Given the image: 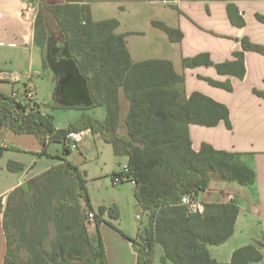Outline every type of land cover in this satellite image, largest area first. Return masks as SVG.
I'll use <instances>...</instances> for the list:
<instances>
[{
	"label": "trees",
	"instance_id": "16d2710c",
	"mask_svg": "<svg viewBox=\"0 0 264 264\" xmlns=\"http://www.w3.org/2000/svg\"><path fill=\"white\" fill-rule=\"evenodd\" d=\"M43 9L61 38L59 45L66 46L80 76L87 81L93 107L105 106L107 116L99 121L83 115L66 129H56L50 114H43L22 97L14 99L0 91V137L3 131L35 136L42 144L41 155H46L50 143L64 146L62 156L56 157L58 165L15 188L5 200L0 198L7 244L3 264H108L100 225L106 214L111 220L119 219V211L115 205L99 206L95 211L83 174L68 160L71 148L65 138L71 132L85 130L109 144L115 157L127 159V172L119 171L112 178L133 182L135 200L148 214V226L137 239L121 233L137 253L136 264H152L156 244L163 249L162 263L219 264L211 258L208 247L221 245L233 235L239 213L236 203L204 204L203 213L189 214L181 199L204 192L212 176L241 186L254 184L255 173L241 161V155L215 150L205 143L198 152L192 149L189 125L215 127L223 122L231 129L228 108L201 93L187 97L184 76L174 71L170 61L134 63L125 36L115 34L119 23L93 21L90 7L83 0H64L46 7L42 2L36 18ZM234 11L228 8L231 21L244 26L243 19L234 20ZM256 19L264 24V16L256 15ZM41 23L39 17L37 27ZM43 25L40 36L35 32L40 49L49 32V21L45 19ZM153 26L164 31L171 42L181 41L179 30L160 22H153ZM247 51L264 56L262 46L243 39L241 51L234 53L232 61L213 64L207 54H201L184 59L182 65L212 66L220 75L243 79ZM43 66L48 67L45 60ZM205 80L232 91L230 82ZM254 92L264 98V93ZM121 95L128 103L126 135L118 132ZM4 151L0 142V158ZM7 169L14 173L23 168L9 162ZM87 212L95 214V243L88 233ZM262 249L261 243L237 249L230 264L259 263Z\"/></svg>",
	"mask_w": 264,
	"mask_h": 264
},
{
	"label": "crops",
	"instance_id": "0c3cea01",
	"mask_svg": "<svg viewBox=\"0 0 264 264\" xmlns=\"http://www.w3.org/2000/svg\"><path fill=\"white\" fill-rule=\"evenodd\" d=\"M38 1L41 4L46 0H33ZM162 1L164 0H83L90 7L93 21L116 20L119 23L115 34L125 36L126 48L134 63L147 60L170 61L174 71L184 76L187 97L195 92L201 93L228 108L231 129L220 122L215 127L190 124L188 130L195 152H198L205 143L215 150L239 154L241 161L255 173V182L250 186H241L236 182L212 176L208 188L198 195V201L203 205L227 204L234 201L238 207L239 213L233 235L221 245L208 247L211 258L217 263L230 264L231 257L237 249L254 243L264 245V98L254 92L264 93V56L252 51L244 53L243 79L220 75L212 66L184 68L182 61L201 54H207L213 64L232 61L234 53L241 51L243 39L264 48V24L256 19V15L264 16V0H167L165 3ZM63 2L64 0L60 4ZM27 3L28 0H0V91L10 94L17 88L32 84L38 98L34 79L44 76L46 69L43 67L41 50L35 43V20L32 16H23L22 13ZM229 7L235 9L234 20L243 19L244 26L239 27L231 21ZM153 22H160L169 28L179 30L182 34L181 41L171 42L164 31L153 26ZM205 79L219 83L230 82L232 91L212 86ZM51 84L54 87V78L51 79ZM121 96L118 132L120 135H126L124 122L128 107L122 112L123 101L126 103L127 101ZM60 106L70 111L83 112L96 108ZM40 109L43 114H49L48 108ZM106 116L107 113L105 114L102 109L96 117L105 120ZM9 132L3 131L0 137L1 145L6 148L0 158V198L3 200L15 188L27 185L32 178L60 163L54 158L55 162H43L41 169H37L42 161L41 157L45 156L41 155L42 149L11 145L5 140ZM85 132L81 143L90 135L106 144L100 136L92 134L89 130ZM52 144L54 143L47 147ZM116 159L118 167L127 163L124 157ZM9 162L19 164L23 169L14 173L9 172L7 169ZM84 180L86 181V175ZM129 183L134 189V183ZM143 214L147 215L144 212ZM2 219L3 215L0 213V264L4 263L7 248ZM103 220L100 233L107 263L136 264L137 253L132 243L122 236L121 231L117 247L115 248L114 244V249H109L105 241L108 234L106 229L113 224L106 223L109 221L105 217ZM92 227L95 230V225ZM140 231L141 228L138 233ZM160 251L163 256V249ZM261 253L262 261L250 264H264V249ZM161 264L172 263L166 261Z\"/></svg>",
	"mask_w": 264,
	"mask_h": 264
},
{
	"label": "rangeland",
	"instance_id": "374dc122",
	"mask_svg": "<svg viewBox=\"0 0 264 264\" xmlns=\"http://www.w3.org/2000/svg\"><path fill=\"white\" fill-rule=\"evenodd\" d=\"M60 2H62V0H46L44 6H54L60 4ZM39 17L40 20H42V25L45 24V19L47 22L49 21V32L45 35V38H43V47L40 49L42 58L46 61V44L48 38L51 37L53 42L57 44L61 43V38L45 9H43L35 19L34 26L37 36H40L42 31V25H40V27L36 25ZM43 67L46 69L44 76L34 79L38 98L30 103L38 106L34 108H48V113L53 117V124L56 129H66L69 125L77 122L83 115L99 120L96 116L102 109L105 111V114L107 113L105 106H98L94 110L88 112H83L81 110L70 111L62 108L53 98V87L51 84L53 74L49 67ZM22 90L23 88L20 87L15 91L22 92ZM121 98L123 97L121 96ZM127 104L128 103L123 101L122 112H125L124 109L128 107ZM5 140L11 145L20 148L31 147L30 149H42L40 139L35 136L15 135L9 132L5 136ZM63 149L64 146L62 143H54L47 147L46 155L41 157L42 161L37 166V169H41L43 162H55L56 160L54 158L61 157ZM68 160L78 167L83 176L86 175V188L93 209L96 211L98 206L110 207L115 205L119 211V219L117 220L109 219L108 214L104 216L107 221L113 224V226L108 227L109 229H106L108 234L105 236V241L109 249L117 247L116 243L118 238H120V231L130 239H135L139 228H141V232L147 228L148 214L144 216L142 209L138 206L134 197L133 185L129 182H121L118 186H114L112 183L111 175L121 171L122 165L118 167V160L113 155L109 145L87 135L83 143L70 151ZM82 204L84 205V201H82ZM89 229L90 238L93 243H95V230H93L92 225ZM114 244L115 246L113 247ZM160 250H162L160 245H156L152 264H161L162 253Z\"/></svg>",
	"mask_w": 264,
	"mask_h": 264
},
{
	"label": "water",
	"instance_id": "95a60500",
	"mask_svg": "<svg viewBox=\"0 0 264 264\" xmlns=\"http://www.w3.org/2000/svg\"><path fill=\"white\" fill-rule=\"evenodd\" d=\"M46 62L53 74V98L58 104L73 108L93 107L87 81L80 76L66 46L55 45L51 37L46 44Z\"/></svg>",
	"mask_w": 264,
	"mask_h": 264
},
{
	"label": "built area",
	"instance_id": "2783aa9c",
	"mask_svg": "<svg viewBox=\"0 0 264 264\" xmlns=\"http://www.w3.org/2000/svg\"><path fill=\"white\" fill-rule=\"evenodd\" d=\"M163 3L167 0L162 1ZM40 8V2H29L22 10L23 16H32L34 20L38 14ZM11 97L17 99L22 97L28 101H35L36 95L32 84H27L23 87L22 92L12 91L10 93ZM86 135L85 131L71 132L65 138V142L70 145L71 150L77 148L81 143L83 137ZM121 172H127V163L122 164ZM122 182L121 178L114 177L112 183L114 186L119 185ZM181 205L185 206L189 214H201L204 211V206L198 201V196L195 192L185 195L181 199ZM87 227L95 225V214L93 212H87Z\"/></svg>",
	"mask_w": 264,
	"mask_h": 264
},
{
	"label": "flooded vegetation",
	"instance_id": "af4514ba",
	"mask_svg": "<svg viewBox=\"0 0 264 264\" xmlns=\"http://www.w3.org/2000/svg\"><path fill=\"white\" fill-rule=\"evenodd\" d=\"M55 45H57V44L55 43Z\"/></svg>",
	"mask_w": 264,
	"mask_h": 264
}]
</instances>
